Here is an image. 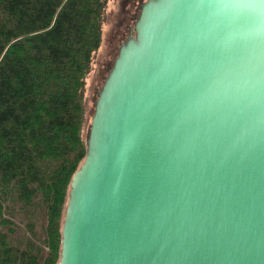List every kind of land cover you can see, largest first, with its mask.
Segmentation results:
<instances>
[{"label":"water","instance_id":"95a60500","mask_svg":"<svg viewBox=\"0 0 264 264\" xmlns=\"http://www.w3.org/2000/svg\"><path fill=\"white\" fill-rule=\"evenodd\" d=\"M58 264H264V0H146L96 98Z\"/></svg>","mask_w":264,"mask_h":264},{"label":"trees","instance_id":"16d2710c","mask_svg":"<svg viewBox=\"0 0 264 264\" xmlns=\"http://www.w3.org/2000/svg\"><path fill=\"white\" fill-rule=\"evenodd\" d=\"M108 1L0 0V264L59 262L70 182L86 155L85 81ZM17 208L32 217L26 228L37 242L11 241Z\"/></svg>","mask_w":264,"mask_h":264},{"label":"rangeland","instance_id":"374dc122","mask_svg":"<svg viewBox=\"0 0 264 264\" xmlns=\"http://www.w3.org/2000/svg\"><path fill=\"white\" fill-rule=\"evenodd\" d=\"M145 1L109 0L107 3L102 24L101 45L93 56L92 69L85 81L86 127L84 129V137L90 123L96 92L101 88L104 78L107 76V72L117 55L120 43L128 38L135 18L139 13V6ZM11 216V219L16 224L14 234L11 237V241L14 244L21 245L24 240L31 238L36 242L38 241V236H32L26 228V221L32 217L23 213L20 208L12 212ZM38 218L41 217L38 216ZM35 219L32 221L35 224L36 233H38V231L42 230V227L40 222Z\"/></svg>","mask_w":264,"mask_h":264},{"label":"flooded vegetation","instance_id":"af4514ba","mask_svg":"<svg viewBox=\"0 0 264 264\" xmlns=\"http://www.w3.org/2000/svg\"><path fill=\"white\" fill-rule=\"evenodd\" d=\"M140 7V6H139ZM129 37V36H128Z\"/></svg>","mask_w":264,"mask_h":264}]
</instances>
